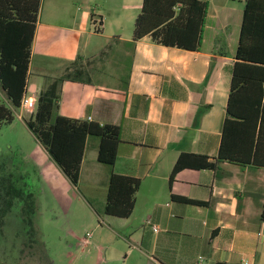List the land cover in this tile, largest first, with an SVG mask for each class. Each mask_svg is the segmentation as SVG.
<instances>
[{
	"label": "crops",
	"instance_id": "crops-1",
	"mask_svg": "<svg viewBox=\"0 0 264 264\" xmlns=\"http://www.w3.org/2000/svg\"><path fill=\"white\" fill-rule=\"evenodd\" d=\"M142 1L47 0L51 11L43 17L41 0L26 92L37 97L52 79L62 78L60 114L120 126L113 164L98 159L100 138L88 137L78 183L89 145L97 161L86 174L90 186L103 189L104 205L112 171L139 178L135 207L123 218L148 225L142 243L154 246V259L264 264L258 233L264 225V166L217 160L246 0H206L196 49L150 35L133 42ZM0 95L12 104L1 82ZM186 152L206 154L216 166H185L171 178Z\"/></svg>",
	"mask_w": 264,
	"mask_h": 264
},
{
	"label": "trees",
	"instance_id": "trees-1",
	"mask_svg": "<svg viewBox=\"0 0 264 264\" xmlns=\"http://www.w3.org/2000/svg\"><path fill=\"white\" fill-rule=\"evenodd\" d=\"M40 1L0 0V82L17 107L27 91ZM206 10V0H143L134 20L132 41L150 35L166 45L196 49L201 45ZM236 56L217 160L264 166V0H246ZM61 80L52 79L38 93L28 125L69 179L78 184L88 137L100 138L98 159L113 164L118 153L120 126L60 114ZM14 117L13 109L0 101V123L11 122ZM14 164L11 154L0 153V259L11 260L6 249H2L9 245L10 249H16L11 264H37L40 260L52 264L36 221L37 194L19 184L11 169ZM185 166L215 167L216 161L209 160L206 154L181 153L171 178ZM139 184L135 176L112 171L105 212L130 216ZM173 197L206 203L185 196L173 194ZM261 219L264 220V203ZM14 221L16 226H10ZM38 251L40 260L36 256Z\"/></svg>",
	"mask_w": 264,
	"mask_h": 264
},
{
	"label": "rangeland",
	"instance_id": "rangeland-1",
	"mask_svg": "<svg viewBox=\"0 0 264 264\" xmlns=\"http://www.w3.org/2000/svg\"><path fill=\"white\" fill-rule=\"evenodd\" d=\"M50 11L47 0H42V16L49 15ZM0 100L10 106L15 115L13 121L0 123V153L14 157L11 169L19 184L37 194L36 221L52 264H161L153 258L154 246L142 243L143 230L145 227L148 231V225L134 220L133 216L107 214L103 189L99 185L90 186L86 171L88 173L90 166L96 164L95 148L88 146L86 171L81 183L74 184L29 127L31 111L10 104L1 95ZM90 192L94 198L90 197ZM10 226H16V222ZM149 237L153 242L154 235ZM2 249H6L11 260L0 259V264H11L16 249H10L9 245ZM36 256L40 260L39 251ZM37 264L44 263L40 260Z\"/></svg>",
	"mask_w": 264,
	"mask_h": 264
},
{
	"label": "built area",
	"instance_id": "built-area-1",
	"mask_svg": "<svg viewBox=\"0 0 264 264\" xmlns=\"http://www.w3.org/2000/svg\"><path fill=\"white\" fill-rule=\"evenodd\" d=\"M99 24V23H98ZM96 27H98V25L96 24ZM36 103H37V97L29 94V93H24L21 99V105L20 108L26 110V111H34L35 107H36ZM20 117H23V114L21 112H19L18 114ZM154 230H158L159 227L154 224L153 225ZM259 235L264 239V225L259 229ZM248 259H242L238 264H248ZM198 264H201V260L199 259ZM230 264V263H227Z\"/></svg>",
	"mask_w": 264,
	"mask_h": 264
}]
</instances>
